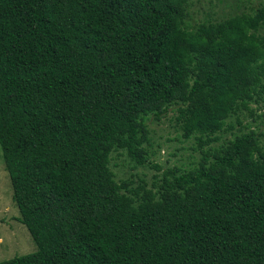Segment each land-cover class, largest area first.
<instances>
[{
	"label": "trees",
	"instance_id": "1",
	"mask_svg": "<svg viewBox=\"0 0 264 264\" xmlns=\"http://www.w3.org/2000/svg\"><path fill=\"white\" fill-rule=\"evenodd\" d=\"M186 4L0 0V151L36 244L0 264H246L264 250L260 133L204 148L264 94V4L192 29ZM171 105L197 136L186 170L145 148V118ZM114 149L158 183L117 182Z\"/></svg>",
	"mask_w": 264,
	"mask_h": 264
},
{
	"label": "rangeland",
	"instance_id": "2",
	"mask_svg": "<svg viewBox=\"0 0 264 264\" xmlns=\"http://www.w3.org/2000/svg\"><path fill=\"white\" fill-rule=\"evenodd\" d=\"M260 4H264V0H187L185 21L192 29L201 22L219 21ZM176 114V105H171L161 119L156 120L150 115L145 118L149 138L148 144H145L148 157L163 170L172 167L186 170L194 167L200 158L197 136L194 134L185 138L182 135ZM248 130L260 133V144L264 147V94L262 98L249 103V110L241 109L231 114L223 129L215 134L217 140L204 145V148L225 144L236 134ZM109 168L117 182L131 181V187L144 183L146 188H152L153 183H158L162 172L150 165L134 166L122 149L111 151ZM18 216L0 151V261L36 250L35 242L26 226L17 219ZM242 256L246 264H264L263 249L249 248L242 252Z\"/></svg>",
	"mask_w": 264,
	"mask_h": 264
}]
</instances>
